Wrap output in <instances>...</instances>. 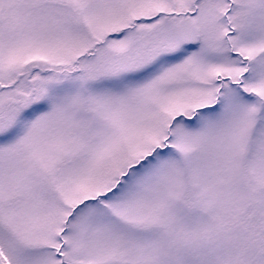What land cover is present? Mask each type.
<instances>
[{
    "label": "snow or ice",
    "instance_id": "obj_1",
    "mask_svg": "<svg viewBox=\"0 0 264 264\" xmlns=\"http://www.w3.org/2000/svg\"><path fill=\"white\" fill-rule=\"evenodd\" d=\"M0 264H264V0H0Z\"/></svg>",
    "mask_w": 264,
    "mask_h": 264
}]
</instances>
